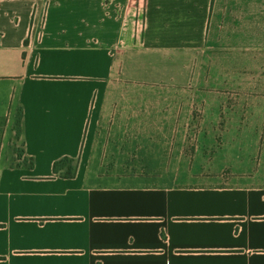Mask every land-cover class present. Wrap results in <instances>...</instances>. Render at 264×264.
I'll use <instances>...</instances> for the list:
<instances>
[{
  "label": "crops",
  "instance_id": "obj_1",
  "mask_svg": "<svg viewBox=\"0 0 264 264\" xmlns=\"http://www.w3.org/2000/svg\"><path fill=\"white\" fill-rule=\"evenodd\" d=\"M215 52L264 0H0V264H264V119L179 131Z\"/></svg>",
  "mask_w": 264,
  "mask_h": 264
},
{
  "label": "rangeland",
  "instance_id": "obj_2",
  "mask_svg": "<svg viewBox=\"0 0 264 264\" xmlns=\"http://www.w3.org/2000/svg\"><path fill=\"white\" fill-rule=\"evenodd\" d=\"M210 60L208 69L179 93L178 119L192 121L190 126L179 127L180 133L202 135L225 128L222 123L215 126L205 124V120L264 119V53L247 56L215 52ZM19 125L20 118L13 127L17 133L16 146L21 144ZM5 127L6 121L0 120V148L6 134ZM183 145L187 146V154L193 156L201 143L195 140Z\"/></svg>",
  "mask_w": 264,
  "mask_h": 264
},
{
  "label": "trees",
  "instance_id": "obj_3",
  "mask_svg": "<svg viewBox=\"0 0 264 264\" xmlns=\"http://www.w3.org/2000/svg\"><path fill=\"white\" fill-rule=\"evenodd\" d=\"M77 164L74 160L70 159H63L54 165V172L55 174L60 173L61 171H65V175L68 177L74 176L76 173Z\"/></svg>",
  "mask_w": 264,
  "mask_h": 264
}]
</instances>
